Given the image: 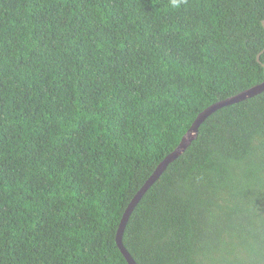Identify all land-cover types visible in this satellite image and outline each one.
I'll list each match as a JSON object with an SVG mask.
<instances>
[{
  "label": "trees",
  "instance_id": "obj_1",
  "mask_svg": "<svg viewBox=\"0 0 264 264\" xmlns=\"http://www.w3.org/2000/svg\"><path fill=\"white\" fill-rule=\"evenodd\" d=\"M263 21L264 0H0V264H128L126 207L204 109L263 81ZM122 243L264 264V92L201 124Z\"/></svg>",
  "mask_w": 264,
  "mask_h": 264
},
{
  "label": "water",
  "instance_id": "obj_2",
  "mask_svg": "<svg viewBox=\"0 0 264 264\" xmlns=\"http://www.w3.org/2000/svg\"><path fill=\"white\" fill-rule=\"evenodd\" d=\"M263 27H264V21H263ZM260 54L256 57L257 62L259 61ZM263 69H264V65ZM264 92V79L261 83L252 86L249 89H246L232 97L226 98L224 100L218 101L206 109H204L192 122L191 126L187 130V132L183 135L181 138L178 146L172 151L169 155H167L156 167V169L153 171V173L150 175V177L145 181V183L142 185V187L138 190V192L134 195L128 206L126 207L122 219L119 223L118 230L115 237L116 246L120 250V253L126 260L128 264H136L134 260L130 257L128 252L125 250L123 243H122V236L124 233L125 226L128 222V219L133 212L135 206L140 201L142 196L145 194V192L160 178V176L166 171L167 167L173 163L175 160H177L191 145L193 141L196 140L198 136V129L201 126V124L212 114H214L219 109H222L224 107L245 101L247 99H251L259 94Z\"/></svg>",
  "mask_w": 264,
  "mask_h": 264
}]
</instances>
